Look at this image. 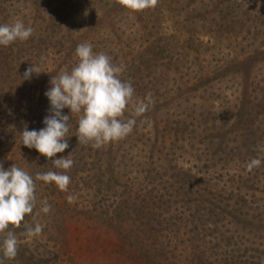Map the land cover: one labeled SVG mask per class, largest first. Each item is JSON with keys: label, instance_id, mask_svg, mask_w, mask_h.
<instances>
[{"label": "rangeland", "instance_id": "obj_1", "mask_svg": "<svg viewBox=\"0 0 264 264\" xmlns=\"http://www.w3.org/2000/svg\"><path fill=\"white\" fill-rule=\"evenodd\" d=\"M17 21L34 32L27 41L0 46V163L5 169L13 164L20 167L18 162L24 159V163L27 161L21 168L27 167L26 171L36 176L37 153L21 144L22 124L26 120L32 123L28 130H39L44 119L35 116L33 120L32 115L19 111L22 102L31 99L24 97V91L33 93L35 100L42 96L46 108L49 101L44 93L51 78L77 64L79 44L91 43L94 52L109 55L114 65L122 67L120 78L130 81L135 89L122 119L137 121L127 137L113 142L108 172L103 168L104 161L98 162L101 155L97 151L89 167L85 165L88 153L84 148L83 152L78 147L73 156L69 148L56 155L59 158L70 154L74 161L67 170L71 181L66 194L76 199L64 207L57 234L49 232L47 237V231L44 237H31L23 232L16 235L18 248L26 244L24 252L31 253L37 247L50 264H135L121 254L114 232L99 219L88 217L102 218L104 205L117 202L129 205L128 213L133 207L137 209L138 203L146 202L148 183L159 177L165 185L171 170L174 174L183 168L208 179L204 188L207 195L232 179L235 167L226 166L221 155H212L219 138L209 141L219 135L222 121H234L228 117L241 107L246 82L255 96L259 88L264 89V54L258 53L260 45L264 49V0H156L154 7L143 11L128 10L120 0H0V24ZM37 52L44 57L36 60ZM36 63L43 73L33 74L29 82L13 81L18 72L13 71L12 76L6 72L17 67L23 75V69ZM37 79L39 88L35 87ZM146 99L151 101L148 110L136 116L135 105ZM63 113L70 115L69 109ZM44 114L49 111L45 109ZM206 119L207 132L202 134ZM195 125L196 133L189 136L187 133ZM43 158L52 164L44 156L40 159ZM52 171L57 170L53 167ZM41 182L36 181L39 185ZM36 190L39 195L29 214L30 222L13 227L17 232L37 224L42 201L55 197L43 182ZM175 208L167 219L173 217L179 222L180 213ZM183 214L191 221L188 213ZM192 227L188 225L183 230V225L177 233L173 226L158 225V230L148 231L145 239L140 236L145 240L143 244L151 247L152 255L154 248L156 257L169 258L170 253L173 261L184 262L192 252L191 245L184 241L191 236L187 232ZM127 250L130 254L131 250ZM2 255L0 252V258ZM6 260L4 264H8Z\"/></svg>", "mask_w": 264, "mask_h": 264}, {"label": "trees", "instance_id": "obj_2", "mask_svg": "<svg viewBox=\"0 0 264 264\" xmlns=\"http://www.w3.org/2000/svg\"><path fill=\"white\" fill-rule=\"evenodd\" d=\"M263 50V47L260 45L258 53L264 54ZM42 56L44 57L43 53L38 54L37 52L35 59L37 60L38 57ZM23 66H26V63ZM13 71L18 72V74L12 77L15 79L13 81L22 82L23 78L20 77L23 75H21V72L19 73V68L15 67V69L9 68L6 70L9 76H12L11 73ZM230 75L233 76L234 74L230 72ZM38 79L36 80L37 86L35 87L39 88ZM30 80L23 81L29 82ZM41 84H44V80L41 81ZM32 88L33 86L31 85L30 89ZM253 93V91L249 92L246 82L244 91L241 94V107L236 110V113L232 117H228V119L234 121L232 123L227 120L222 121L219 124V135L212 137V141H209L213 142L219 138L218 147L214 149L212 155H221L220 158L223 162L225 161L226 166L229 165L230 167L232 165L231 167H235L234 169L230 168V170L233 169L232 172L234 174L232 179L227 180V186L224 185L220 190H214L212 194L208 193L207 195L204 188L209 183L208 179L206 180L203 176L179 168L177 169L178 171L175 170L174 174L173 170H171V175L168 176L165 185L159 182V177L151 180L148 183L146 202L141 201L138 203L137 209L133 207L128 213L126 209L129 205L117 202L115 205H104V211L101 213L102 218L88 217L93 221L99 219L103 226L110 228L114 232L117 236L116 240L120 242L121 254L123 253L129 262L132 261L135 264H264V89L259 88L258 96H255ZM29 96H31V99L22 102L23 110L19 109V111L32 115L33 120L35 116H38V119H44L45 109L46 112L49 111L50 105L48 104L44 108L42 96L35 100V95L25 90L24 97L29 98ZM204 122L205 126L201 132L202 134L207 132L205 127L209 120L206 119ZM24 123L22 124L23 129L25 127L30 128L32 125V123L26 120H24ZM77 123L78 117L74 115L70 121V132L68 134V150L72 152L71 156L75 155L74 153L77 152L78 147L84 148L86 154L88 153V155L84 156L86 158L85 165L89 167L91 166L89 161L93 157V152L97 151L101 155L98 162L104 161L103 168L105 172H108L112 162L109 161V157L113 142L99 149L93 148L91 144L84 145L78 143V139L75 136ZM41 128L39 127V129ZM197 129L196 125L192 126L187 134L189 136L195 134ZM84 149L82 150L83 152ZM35 153L37 154L34 156V159L37 162L36 167L38 169L33 173L36 175L37 173L52 171L54 166L45 163L44 158L41 160L40 158L43 155L39 154L36 150ZM211 158L214 160L213 157ZM253 159H260L262 163L260 166L249 169L248 164ZM18 163H21L20 165L22 166L25 164L24 159ZM26 169L27 167H24L25 171ZM56 170L58 171L59 169ZM59 171L63 170L60 169ZM29 174L31 175V173ZM66 174H68V171ZM33 178L35 179V177ZM219 182L221 183V180ZM41 185L42 182L40 185L36 183L37 188ZM116 185H118L117 182ZM47 186L50 187L55 197L48 201L51 205V210L46 217L40 211L42 215L36 220L38 224L42 225L43 230L39 234L41 237H44L43 234L47 231V237L49 232L57 234L59 221L62 219V213L65 211L64 207L69 203L67 196L70 195V193L66 194V192L60 191L54 184H47ZM158 187H161V190H158ZM124 189L128 190L126 185ZM39 190H41V187ZM37 193L39 195L38 190H36V196H38ZM142 203L145 204L142 205ZM175 206V211H179L180 213L179 222L175 221L173 217L167 219L170 216L172 208ZM183 213H188L191 221L184 219ZM49 215L50 219L48 220L47 217ZM130 215L133 220H131ZM30 219L29 215L26 216L22 225L29 223ZM169 222L171 223L170 225H168ZM158 225H163V227L165 225L166 227L173 226L175 229L177 228V233L181 231L179 229L183 225V230L188 225H193L189 229V232H187L191 236H188L184 240L187 241L188 245H191L189 249L192 250L190 256L187 255L185 257V259L189 258V260L183 259L186 263L173 261L174 257L169 252V258L162 259L156 257L157 250L153 248V253L156 252L152 255L151 247L143 244L148 231L156 232L158 228L155 227ZM129 226L133 228L130 229ZM12 228L10 227V230L17 236L26 232V228L18 230V232ZM164 231L167 234L172 233L167 230ZM46 241L50 244V240ZM36 243L40 247L41 242L38 240ZM129 243L135 245L131 246ZM169 243L171 244V242ZM126 246L131 250L130 254ZM24 249H27L26 244L20 245L15 259L6 260V262L8 264H50L48 260H44L41 251H38L37 247H35L36 254H34L35 250L34 252L27 253L24 252ZM41 250L45 254L48 253L44 247Z\"/></svg>", "mask_w": 264, "mask_h": 264}, {"label": "clouds", "instance_id": "obj_3", "mask_svg": "<svg viewBox=\"0 0 264 264\" xmlns=\"http://www.w3.org/2000/svg\"><path fill=\"white\" fill-rule=\"evenodd\" d=\"M123 7L131 11H143L155 6L156 0H120ZM34 29L25 26L22 21L13 24H0V46L7 47L16 41H27ZM77 64L70 70L55 75L50 80V87L44 93L49 101V114L45 116L39 130L21 132V144L35 149L48 158L56 169L37 173L35 179L23 168L13 164L5 169L0 163V264L13 260L18 254V240L10 226L19 228L26 216L36 207V181L54 184L60 191H68L71 178L67 173L74 164L68 156L56 158L69 148L68 134L70 121L78 117L76 137L78 143L99 149L111 142L127 137L136 125L135 118L122 119L126 107L132 102L135 89L130 81L120 78L122 67L112 63L105 53L93 51L91 43L79 44L76 48ZM43 73L36 64H31L23 74V80H30L33 74ZM150 99L137 102L134 111L142 116L150 106ZM69 109V114L63 110ZM71 116V119H70ZM260 159L249 162L248 168L260 166ZM76 197L69 196V202ZM51 205L42 201L40 211L49 213ZM42 225L26 226L28 236L36 237L42 232Z\"/></svg>", "mask_w": 264, "mask_h": 264}]
</instances>
